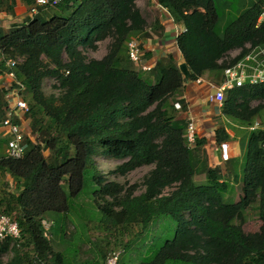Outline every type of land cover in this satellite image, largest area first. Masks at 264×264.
Returning a JSON list of instances; mask_svg holds the SVG:
<instances>
[{
	"label": "trees",
	"instance_id": "1",
	"mask_svg": "<svg viewBox=\"0 0 264 264\" xmlns=\"http://www.w3.org/2000/svg\"><path fill=\"white\" fill-rule=\"evenodd\" d=\"M136 1L62 0L57 11L68 15L45 19L49 8H40L22 25L0 27V73L9 71L6 60L16 61L30 130L21 159L7 157V141L0 136V215L11 216L21 235L0 240V264H66L63 251L54 249V226L70 215L85 224L87 234L97 222L109 234L136 227L137 239L154 221L170 216L174 237L139 264H264V130H247L242 196L229 204L224 196L230 185L198 151L205 140L190 145L189 121L182 117L187 83L208 74L219 85L223 69L243 56L226 60L230 52H245L247 44L264 46V24L256 27L264 0H157L185 29L177 46L189 80L172 54L149 73L131 61L128 42L148 36L147 18ZM0 2L13 13L15 1ZM34 2L25 0L28 7ZM107 40L103 58L86 55ZM47 79L55 80L57 93H45ZM8 91L0 85V120ZM263 107L264 83L228 90L221 112L249 128ZM215 139L221 145L231 136L219 128ZM101 156L124 160L114 174L151 169L141 183L128 186L101 174L96 161ZM203 173L208 183L196 184L195 176ZM84 192L89 200L80 204ZM249 210L261 221L253 236L243 228ZM43 221L52 222L47 231ZM99 247L94 262L80 264L104 261L106 246Z\"/></svg>",
	"mask_w": 264,
	"mask_h": 264
},
{
	"label": "rangeland",
	"instance_id": "2",
	"mask_svg": "<svg viewBox=\"0 0 264 264\" xmlns=\"http://www.w3.org/2000/svg\"><path fill=\"white\" fill-rule=\"evenodd\" d=\"M151 0H137V6L143 13L146 18H150V14L153 15L156 13V10L149 11V3ZM47 15H42L43 18L47 19L51 17L53 14L57 15H68L67 13H62L57 11L56 7L49 8ZM47 11V10H46ZM148 12V13H147ZM148 20V19H147ZM109 41H103L98 43V48L95 51H87L86 55L89 58H96L101 59L103 58L108 50ZM238 50V49H237ZM237 50H234L229 53L226 60H230L232 57L237 55ZM223 75L222 80L223 81ZM56 82L54 79H47L44 82V91L45 93H57L54 86ZM257 105V103H255ZM230 120V119H229ZM261 124L264 130V107L260 110V115L256 119ZM231 121V120H230ZM234 123H237L236 120H233ZM25 130L27 134H29V120H25ZM230 129L239 134L241 136V143L244 144L246 142L245 131H239L238 129H234L232 124L231 126L228 125ZM3 138V137H1ZM2 149V148H1ZM0 149V153L4 152V150ZM201 153V150H198ZM1 153V154H2ZM47 154V153H46ZM98 168L102 175L107 177L111 181H116L121 184H127L128 186L139 184L142 182L143 177L150 171L151 167H142L139 168L126 176H122L119 174L112 173L118 165L124 162V160H117L113 158H108L106 156H101L97 158ZM195 163V160H193ZM240 177H243V172L241 171ZM240 178L239 184L242 183ZM243 179V178H242ZM194 181L196 184L203 185L207 184V179L205 174H200L195 176ZM242 187V186H241ZM68 190V187L66 188ZM235 190L228 189L225 193L224 200L226 203L232 204L236 203L240 200L242 196L239 197L238 192ZM87 189H85V192ZM83 193L81 197L77 200L80 204H87L88 197L86 193ZM93 205L89 206L92 207ZM97 211V210H96ZM87 215V212L83 210L81 214V218L84 219ZM98 220L100 219V214L97 212ZM74 215H70L68 221L60 220L54 226V235L55 239L53 238L54 249L55 250H62L64 253L65 263L66 264H80L84 261L94 262L97 252H100L101 248L100 245H105L106 247V255L108 256L111 252H120L121 255L119 257V264H139L145 258L149 257L150 254L152 255V251H157L162 245L165 243L166 240H170L175 235L176 223L171 219L170 216H162L156 221H154L149 230L146 232L143 238H135L138 228L132 227L125 233H117L113 232L109 234V232L104 231L101 227H96V223H92L89 226V230L87 234V227L85 224H79L77 219L73 217ZM92 218L95 216L93 214L90 215ZM59 216L58 218H60ZM50 226L52 224L51 221L47 222ZM47 226V225H45ZM49 226V228H50ZM243 228L245 232L249 236L255 235L259 230V223L258 218L256 216L255 210H249L246 213V220L244 222ZM49 237L52 239V235L48 231ZM90 235V236H89ZM137 239V240H136ZM106 242V243H105ZM108 242V244H107ZM106 256V258H107ZM10 258V255L4 256L3 261H7ZM106 258L100 264H105Z\"/></svg>",
	"mask_w": 264,
	"mask_h": 264
},
{
	"label": "crops",
	"instance_id": "3",
	"mask_svg": "<svg viewBox=\"0 0 264 264\" xmlns=\"http://www.w3.org/2000/svg\"><path fill=\"white\" fill-rule=\"evenodd\" d=\"M14 1V10L10 14L7 13L6 2H0V27L5 30L22 25L25 20L31 18L29 16L30 7L25 4V0ZM149 5V11L156 10V13L154 16L146 14L150 16V18H147L148 27L146 31L148 36L137 38L144 52L143 63L154 67L161 58L172 54L180 65L184 61L177 46V37L184 31V27L175 24L169 11L161 8L157 0H151ZM48 11L46 12L48 13ZM158 25L162 26L163 30H159ZM135 66L140 69L138 65ZM200 79V82L187 83L183 89L182 97L187 104V111L182 117L195 125L197 138L205 140V144L200 150L207 158L208 166L210 168H220L223 180L228 182L230 190L237 189L236 191L240 197L242 186V183L239 184L240 173L241 171L243 172L244 150L247 139L242 144L241 136L233 132L228 125L231 126L232 124L234 129L245 131L246 133L248 128L230 121L222 115V107L217 102L210 101L209 97L214 94V88L217 85L215 78L206 74ZM255 122L259 121L255 120ZM219 128H225L231 136V139L226 142L229 144V159L227 161L222 159L221 147L216 143L215 139V131ZM260 129L263 130V127ZM258 223L260 228L261 221L258 220Z\"/></svg>",
	"mask_w": 264,
	"mask_h": 264
},
{
	"label": "built area",
	"instance_id": "4",
	"mask_svg": "<svg viewBox=\"0 0 264 264\" xmlns=\"http://www.w3.org/2000/svg\"><path fill=\"white\" fill-rule=\"evenodd\" d=\"M3 1V0H0ZM13 2L14 0H4ZM34 5L29 8V16L33 18L39 13V9H47L56 7L62 0H34ZM264 24V4L262 13L257 21L256 27ZM185 31V29H184ZM183 31V32H184ZM181 34V33H180ZM128 54L131 61L140 67V69L149 73L153 67L145 65L143 63V49L139 39L132 38L128 42ZM244 49H238L237 55L232 57L234 59L243 52V56L239 58L235 63L227 65L223 69V81L216 85L214 88V94H211L209 99L212 102H217L221 107L226 98V92L234 88L244 87L246 85L253 86L264 83V46H252L251 44L245 45ZM6 66L9 68L8 72L0 73V85L6 87L9 91L6 96L8 107L5 112L4 119L0 120V136L7 141L6 155L12 159H21L24 156L25 145L23 144L25 136H29L25 130V114L29 111L27 102L23 99L22 93L25 90V86L17 80L16 74L13 68L16 66V61L9 59L6 60ZM198 82L201 79L197 80ZM16 84L17 87L12 88V84ZM177 109L181 106L179 103L175 104ZM16 119H20V123L16 122ZM261 128V124L256 122L248 129L258 130ZM196 127L192 122H189L187 129V139L191 146L196 142ZM222 159L227 161L229 159V144L224 142L221 144ZM47 225V226H45ZM45 231L49 229L47 221H43ZM20 229L18 223L13 220L9 215H0V240L6 239L18 240L20 239ZM47 236V233H45ZM120 252H111L105 264H118Z\"/></svg>",
	"mask_w": 264,
	"mask_h": 264
},
{
	"label": "water",
	"instance_id": "5",
	"mask_svg": "<svg viewBox=\"0 0 264 264\" xmlns=\"http://www.w3.org/2000/svg\"><path fill=\"white\" fill-rule=\"evenodd\" d=\"M179 68L182 71V73L184 75V78L187 79V80H189L191 73L189 71V68H188L187 64L183 62V63H181L179 65Z\"/></svg>",
	"mask_w": 264,
	"mask_h": 264
},
{
	"label": "clouds",
	"instance_id": "6",
	"mask_svg": "<svg viewBox=\"0 0 264 264\" xmlns=\"http://www.w3.org/2000/svg\"><path fill=\"white\" fill-rule=\"evenodd\" d=\"M256 123V122H255ZM223 144V143H222ZM221 146V145H220ZM120 255H121V251H120ZM119 262V261H118Z\"/></svg>",
	"mask_w": 264,
	"mask_h": 264
}]
</instances>
